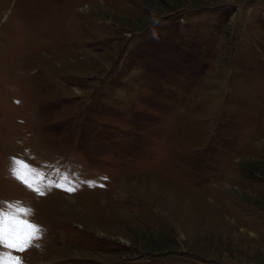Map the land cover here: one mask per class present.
Segmentation results:
<instances>
[{
    "label": "rangeland",
    "instance_id": "obj_1",
    "mask_svg": "<svg viewBox=\"0 0 264 264\" xmlns=\"http://www.w3.org/2000/svg\"><path fill=\"white\" fill-rule=\"evenodd\" d=\"M9 215L0 264H264V0H0Z\"/></svg>",
    "mask_w": 264,
    "mask_h": 264
},
{
    "label": "snow or ice",
    "instance_id": "obj_2",
    "mask_svg": "<svg viewBox=\"0 0 264 264\" xmlns=\"http://www.w3.org/2000/svg\"><path fill=\"white\" fill-rule=\"evenodd\" d=\"M20 179H23L22 175L20 176ZM69 191H75V189H69ZM17 211L25 212L26 209L20 208ZM6 219L11 220L16 225L14 229L6 227L0 232V238L7 242L9 247H16L17 242L28 239L31 235L29 230L36 228L35 225L30 224L27 220L19 219L14 215H9ZM9 232L12 234L8 235L7 233Z\"/></svg>",
    "mask_w": 264,
    "mask_h": 264
}]
</instances>
